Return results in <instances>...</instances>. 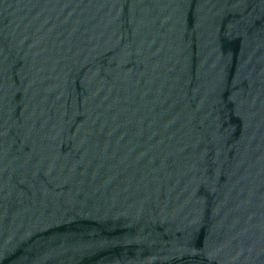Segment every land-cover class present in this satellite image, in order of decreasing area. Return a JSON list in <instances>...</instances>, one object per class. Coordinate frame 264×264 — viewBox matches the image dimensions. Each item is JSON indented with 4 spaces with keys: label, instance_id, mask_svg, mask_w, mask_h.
Listing matches in <instances>:
<instances>
[{
    "label": "water",
    "instance_id": "water-1",
    "mask_svg": "<svg viewBox=\"0 0 264 264\" xmlns=\"http://www.w3.org/2000/svg\"><path fill=\"white\" fill-rule=\"evenodd\" d=\"M0 264H264V0H0Z\"/></svg>",
    "mask_w": 264,
    "mask_h": 264
}]
</instances>
